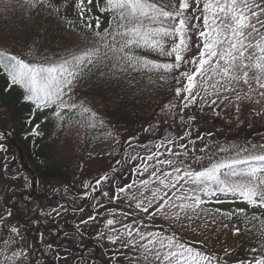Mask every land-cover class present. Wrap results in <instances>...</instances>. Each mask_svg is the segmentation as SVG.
Masks as SVG:
<instances>
[{"label": "snow or ice", "instance_id": "6c2138e0", "mask_svg": "<svg viewBox=\"0 0 264 264\" xmlns=\"http://www.w3.org/2000/svg\"><path fill=\"white\" fill-rule=\"evenodd\" d=\"M15 6L29 18L50 19L80 37L56 52L41 51L40 36L22 54L0 49L5 91L19 88L32 105L30 115L43 114L39 122H29L31 136L42 137V125L51 121L57 133L75 130L81 142L112 141L107 155L121 157L115 162L119 167L101 177L110 185L101 192L104 201L97 200L94 212L74 225L75 234L83 236L81 225H102L96 239L110 245L109 264L121 258L124 264H229L226 257L235 249L225 245L221 255L209 243L222 230L234 236L245 232L255 236L256 246L246 250L250 258L232 264H264V137L223 144L206 139L213 134L201 133L198 123L206 109L218 116L217 109L232 108L238 120L246 104L260 105L250 115L264 117V0H16L3 5L5 10ZM93 78L128 90L143 83L151 86L148 90L171 93L161 101L160 113L175 121L178 131L161 129L154 143H138L143 153L136 148L118 153L116 126L79 95ZM159 127L149 124L143 130ZM137 140L134 135L124 144L132 147ZM125 171L128 181L112 179ZM6 176L4 171L0 181ZM105 204L116 205L106 209L107 218L99 211ZM68 210L60 204L41 215ZM14 211L29 210L19 201L0 211V264H43L26 229L9 219ZM43 247L55 252L54 260H67L52 243Z\"/></svg>", "mask_w": 264, "mask_h": 264}, {"label": "trees", "instance_id": "16d2710c", "mask_svg": "<svg viewBox=\"0 0 264 264\" xmlns=\"http://www.w3.org/2000/svg\"><path fill=\"white\" fill-rule=\"evenodd\" d=\"M101 82L105 84L103 81ZM6 83L7 81L3 79L2 75H0V105L3 109H5L6 114L10 116L9 123L13 125V128H11V135L23 150L24 156L33 166L34 171L38 176L39 183L37 188V197L42 198L45 195L50 196L48 189L43 185V183H45V181L47 182L49 180H53L55 177H57V174L67 186L72 187L75 183V180L71 177H67V175L65 174L66 169L63 165L55 163V161H53L54 158L51 155L49 148L47 146L39 148L37 147V137L31 136V124L29 122L31 121V118L33 116L30 115L31 110L29 108V105L20 103L18 101L17 95L13 93L11 89L5 91ZM85 86L89 85L85 84ZM138 89H145V85L143 83L138 84L136 88L132 90H127L124 85H116L114 87H111L110 85L107 86L95 84L93 87H91V91L98 92L100 96V103L102 106V111L106 116L105 118L108 119L111 124L116 126L120 134L122 132H126L125 135H127L128 132H130L131 134L139 133L143 127V124H145L148 119L150 122L151 118L155 117V109L159 106V103L156 107H154L156 104L154 103V101L156 100L151 96V94H153L157 90H148L150 89V87L145 89L144 91H137ZM133 93H135V95ZM163 94L165 95L164 92ZM144 117L146 118L145 120ZM0 130H4V127H2V125H0ZM51 133L52 130L50 128L49 134ZM4 143L8 145L7 147H9L13 152L11 144L6 141ZM0 152L2 153L3 151L0 150ZM46 159L50 161L52 165L51 167L47 166L46 168H44L40 166L38 160H42L44 162L47 161ZM10 167H15V164ZM19 170L21 171V169ZM3 173L4 170L2 169V164L0 163V175H3ZM68 180L69 183H67ZM4 182L5 181H2L3 184H7ZM22 182L23 183L19 184L17 188L12 191V193H8L6 195L15 197L13 199L15 205L17 204V202L21 201L19 200V195L29 192L28 180L26 185L24 177H22ZM2 193H4V191H2ZM26 205L30 206V218L36 217L37 222L32 224L30 222L28 223V221H23L21 219V214L23 215V213L18 211H15L14 213L15 220L17 222L19 221V227L26 229V234L41 236V234H43V232H46V230L43 228L40 221L46 219H44L40 215L39 207L34 205L31 200H26ZM33 209H36L35 213L32 211ZM46 221L47 225H49L48 218ZM76 223H78V221L72 218L66 219L62 221V223L57 221L55 226L58 228H64V226L73 228ZM51 226L54 227L53 224H51ZM246 235L255 240V236H252L249 233H246ZM48 240L49 242H52V237H50ZM35 241L36 239L33 242ZM71 250L73 259L71 260L70 264H74V262L78 259L84 260V262L89 264V260H86L83 255L76 253L73 249V246Z\"/></svg>", "mask_w": 264, "mask_h": 264}, {"label": "rangeland", "instance_id": "374dc122", "mask_svg": "<svg viewBox=\"0 0 264 264\" xmlns=\"http://www.w3.org/2000/svg\"><path fill=\"white\" fill-rule=\"evenodd\" d=\"M151 88V86H147L145 87V89L147 88ZM255 108L257 111H259L260 109V105H254V104H246L243 106L242 111L239 114V119L242 120H250V119H254L255 115H250L252 109ZM206 115H207V119L208 121H203V124L206 126V130L209 131L210 129L212 130H216L213 126V123L211 122V119H219L221 117H228V118H232V119H237V114L235 113L234 109L232 108H227L224 109L223 111H221V109H217V112H220V115H214L212 113V111L210 109H206L205 110ZM159 116H162V121L165 122L168 120V116L160 113ZM158 116V117H159ZM0 122L3 124L4 127H9L8 124H6V120L5 119H0ZM50 132V125H45V129H44V136H47ZM75 138H77V136L75 135ZM206 139H209L208 137H206ZM65 143V139H61L59 141H54V146L55 149H51L50 151L53 153V155L56 157L58 155L60 156V160H62L61 158L65 157V152L63 149ZM88 147V144H82L81 146H79L78 148L75 146L74 144V140H73V134H71L68 137V146L67 148V153H66V157H72L73 158H68V159H64L63 162H68V161H75V160H79V159H83V164L84 166L86 165L87 167L90 168H97L99 165L97 164V159L93 158V157H87L85 158V153H86V149ZM4 150L6 151L5 153V160L2 161V164L4 166H6V169H4V171L7 172V178L3 181H5L4 183L7 184H3L2 181H0V211H2L5 207L8 208H14L15 203L11 200L7 201L6 200V195L8 194V189L10 188L11 190H14L17 188V186L21 183H23L22 181H20V177H21V171L16 169L15 167H9L7 166L8 164H15L17 162V157L13 155V159L11 160V158L9 156H12V154L10 153V151H8L7 148H4ZM41 162V161H40ZM39 162V163H40ZM44 165H47L46 163ZM85 166V167H86ZM99 173V171L97 172V174ZM15 176H19V179H14L13 177ZM51 184H54L56 186H59V189L61 191L62 189V181L60 179H55L51 182L49 181H45V186L49 187ZM2 191H4V193H2ZM22 198V196H20V199ZM223 207H231L229 205H224ZM10 220H12L14 222V216L12 218H9ZM165 225H167L165 223ZM168 226V225H167ZM187 238L190 239H194L195 236H192L191 233H185L184 234ZM27 236V235H26ZM248 238V237H247ZM217 241V244L220 245L222 247V251L223 248L225 247V245L229 248H233V249H237L239 250L241 253L242 252H246V247H245V243H246V237L244 235H233L230 239L226 240L227 238L225 237V232L222 230L219 234L218 238H214ZM195 240V239H194ZM27 241L29 244L33 245L35 248V245L33 244L30 236H29V240L27 237ZM99 245L104 249H106L107 247H109L110 245L108 244V242L106 240H99ZM0 246H2V244H0ZM102 257H105L102 253H101ZM37 257V256H36ZM246 256L243 255L239 258H235L234 256H231L232 259L237 260L240 258H245ZM38 258V257H37ZM250 258V256L248 257ZM233 262V261H230Z\"/></svg>", "mask_w": 264, "mask_h": 264}]
</instances>
